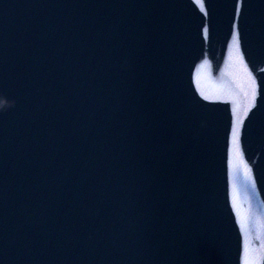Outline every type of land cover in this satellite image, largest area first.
I'll use <instances>...</instances> for the list:
<instances>
[{
	"label": "water",
	"instance_id": "95a60500",
	"mask_svg": "<svg viewBox=\"0 0 264 264\" xmlns=\"http://www.w3.org/2000/svg\"><path fill=\"white\" fill-rule=\"evenodd\" d=\"M201 2L0 0V264H264V0Z\"/></svg>",
	"mask_w": 264,
	"mask_h": 264
},
{
	"label": "snow or ice",
	"instance_id": "6c2138e0",
	"mask_svg": "<svg viewBox=\"0 0 264 264\" xmlns=\"http://www.w3.org/2000/svg\"><path fill=\"white\" fill-rule=\"evenodd\" d=\"M199 4L201 11L204 10V4L201 0H196ZM244 4V0H239V3L236 5L235 11L237 16H242L243 13L241 11V7ZM205 37L208 36V28L205 27L204 29ZM232 48L234 50L235 57L243 64V58L240 55V39L238 37V33L236 32V26H233V33H232ZM249 91L246 93L248 97V102L246 107L241 111L238 109H233V119L231 125V148H230V157L231 163L235 164L240 162V134H241V125L244 122V117L248 115V112L256 105L257 99V83L255 79L251 77L249 74ZM201 95L204 97L205 100H210L211 97L205 95L201 92ZM8 100L9 97L5 94H0V111H6L8 107ZM249 179L251 177L249 176Z\"/></svg>",
	"mask_w": 264,
	"mask_h": 264
}]
</instances>
